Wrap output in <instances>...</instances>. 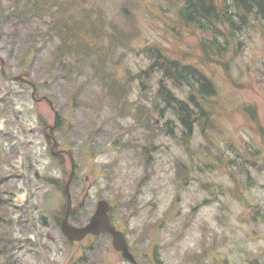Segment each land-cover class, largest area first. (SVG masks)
Here are the masks:
<instances>
[{"label":"rangeland","instance_id":"1","mask_svg":"<svg viewBox=\"0 0 264 264\" xmlns=\"http://www.w3.org/2000/svg\"><path fill=\"white\" fill-rule=\"evenodd\" d=\"M45 1L40 17L8 21L28 0H0V263L76 264L95 255L126 264L107 237L70 244L50 217L41 222L62 211L70 166L54 161L44 141L53 111L15 80L29 73L37 98L59 112L56 138L74 153L70 192L76 206L85 196L80 221L107 200L140 264H264V20L245 29L238 52L209 62L176 0ZM56 18L62 41L50 26ZM73 43L84 51L61 60L58 46ZM150 47L196 65L216 86L211 113L191 137L157 96L160 76L143 74ZM170 88L186 97L185 88Z\"/></svg>","mask_w":264,"mask_h":264},{"label":"trees","instance_id":"2","mask_svg":"<svg viewBox=\"0 0 264 264\" xmlns=\"http://www.w3.org/2000/svg\"><path fill=\"white\" fill-rule=\"evenodd\" d=\"M176 1L179 21L186 28L195 30L202 35L200 48L204 58L209 62L222 61L238 52L243 46L245 29L253 23L264 20V0ZM46 3L45 0H28L23 5L24 7L15 5V8L5 15L8 21L10 14L21 20H29L30 16L40 17L43 15L40 13L46 7ZM88 17L90 16L88 15ZM71 19L74 20L73 17ZM77 23L82 26L79 19H77ZM53 25L59 28V38L62 41L66 29H63L58 18L54 19L50 26ZM61 46H58L61 60L66 56H71L70 52H74L78 56L85 48L84 44L73 43L66 49V53ZM145 53L149 58L150 65L143 71V74L146 76L158 74L160 76L157 83V96L164 104L165 110L176 117L179 124L176 127L181 129V134L191 137L196 126L203 128L208 114L211 113L209 104L217 95L213 80L196 65L171 58L156 47L146 49ZM61 60L59 59L60 64L65 66ZM170 85L185 88L187 90L186 97L178 98ZM167 123L166 133L173 136L175 130Z\"/></svg>","mask_w":264,"mask_h":264},{"label":"water","instance_id":"3","mask_svg":"<svg viewBox=\"0 0 264 264\" xmlns=\"http://www.w3.org/2000/svg\"><path fill=\"white\" fill-rule=\"evenodd\" d=\"M29 74L18 75L15 77L16 80H24L33 88L31 95L33 96L35 85L26 80ZM24 77V78H23ZM49 106L52 107V102L48 101ZM55 121L56 122L58 113L55 111ZM55 125L49 128V133L52 134ZM45 139L47 144H50V135L45 134ZM57 148V143L52 147V150ZM70 159V172L67 178V181L64 185V193L66 196V203L62 215L60 216V229L62 233L69 239L73 241H80L85 238L87 235H99L101 233H109L112 237V246L114 250L118 251L121 254V257L125 260H129L135 263L133 255L128 250V245L125 239L123 232L117 230L115 226L111 223L109 218L110 205L109 203L102 199L97 201L95 206V211L91 216L89 222L82 227H75L69 224L68 217L72 209L71 194H70V184L75 176V164L71 151L66 152ZM53 156H58L56 153L52 152ZM37 175V173H35ZM45 215L42 216V221L45 222Z\"/></svg>","mask_w":264,"mask_h":264},{"label":"flooded vegetation","instance_id":"4","mask_svg":"<svg viewBox=\"0 0 264 264\" xmlns=\"http://www.w3.org/2000/svg\"><path fill=\"white\" fill-rule=\"evenodd\" d=\"M24 84H26L25 82H23ZM28 85V84H27ZM35 89H36V94L34 95V98H36L37 97V86L35 85ZM46 98H48V97H46V96H41V97H39V99L38 98H36V102H40V101H45V99ZM59 124H60V115H58V118H57V120H56V127H55V130H54V132H53V134L52 135H50V145H47L46 147H48V149H49V153H50V155H51V152H52V146L55 144V143H57V148L56 149H54L53 150V152L54 153H56L58 156H56V157H54V156H52V159L54 160V161H56L60 166H64L65 164H66V162H67V160H68V163H69V166H70V159H69V156L66 154V152H68V151H72V150H70V149H68V148H65L64 146H62L61 145V142L56 138V132H57V130H58V127H59ZM46 144V143H45ZM72 154H73V157H74V153H73V151H72ZM74 161H75V170H76V160H75V157H74ZM28 169H29V171H32L33 170V164H32V162H31V159H29V163H28ZM36 173V171H33V176L36 178V179H40V175H36L35 174ZM69 174V173H68ZM76 177H77V175H75V177H74V179H73V181H72V184H71V186H70V189H71V187H73V185L75 184V182H76ZM67 178H68V175H67ZM67 180V179H66ZM75 195H72L71 194V198H72V209H71V212H70V214H69V217H68V222H69V224L70 225H72V226H75V227H82V226H85L88 222H89V220H90V218H91V216L93 215V213H94V211H95V209H94V211L91 213V215H89L88 216V218L85 220V221H80L81 219V217H84L83 215H80V214H78V210H80V208L82 207V204L84 203V201H85V196H84V199H83V201L81 202V203H79L77 206L76 205H73V204H75V197H74ZM99 201V200H98ZM97 203V202H96ZM110 204V203H109ZM62 212H63V209H62V211L61 212H52V213H50V215H48V214H41L40 215V220H41V222L42 223H45L46 221H47V219L49 220V217H50V222L51 223H53L57 228H59V230L61 231V229H60V216H61V214H62ZM43 215H45V218H46V220H45V222H43L42 221V216ZM109 218H110V221H111V223L115 226V228L117 229V230H119V231H121V232H123L124 233V231L122 230V229H120L114 222H113V219H112V217H111V205H110V211H109ZM62 233V232H61ZM125 234V233H124ZM62 235H63V238H64V240L67 242V243H70V244H78V243H81L82 241H84V240H91L92 241V239H98V238H100V237H107L108 238V240H109V243H110V245H111V248L113 249V251H114V253L117 255H119V257L121 258V262H123V263H126V264H140L138 261V258L135 256V254L133 253V251L131 250V247H130V244L128 243V241H127V238H126V234H125V238H126V242H127V245H128V250H129V252L133 255V258L135 259V263H133V262H131V261H129V260H125V259H123L122 257H121V254L118 252V251H116V250H114V248H113V246H112V237H111V235L109 234V233H101V234H99V235H87L85 238H83L82 240H80V241H73V240H71V239H69V238H67L63 233H62ZM91 256H93V257H96L95 255H89L86 259H78V262L76 263V264H105L104 262H103V260L102 259H98V258H96V259H94V260H90V257Z\"/></svg>","mask_w":264,"mask_h":264}]
</instances>
